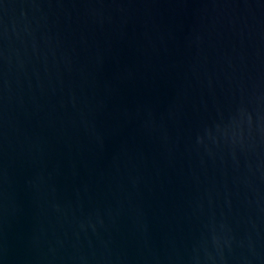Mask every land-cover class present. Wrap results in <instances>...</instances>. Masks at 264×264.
I'll list each match as a JSON object with an SVG mask.
<instances>
[{
    "label": "water",
    "instance_id": "95a60500",
    "mask_svg": "<svg viewBox=\"0 0 264 264\" xmlns=\"http://www.w3.org/2000/svg\"><path fill=\"white\" fill-rule=\"evenodd\" d=\"M0 264H264V0H0Z\"/></svg>",
    "mask_w": 264,
    "mask_h": 264
}]
</instances>
